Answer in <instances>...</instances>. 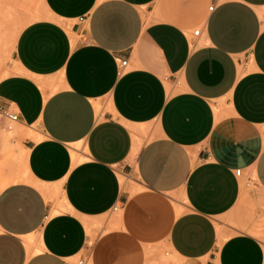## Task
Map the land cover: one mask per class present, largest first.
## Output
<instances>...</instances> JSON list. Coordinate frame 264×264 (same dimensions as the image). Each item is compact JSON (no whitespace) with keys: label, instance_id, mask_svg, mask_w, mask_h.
I'll return each mask as SVG.
<instances>
[{"label":"crops","instance_id":"crops-1","mask_svg":"<svg viewBox=\"0 0 264 264\" xmlns=\"http://www.w3.org/2000/svg\"><path fill=\"white\" fill-rule=\"evenodd\" d=\"M42 3L0 27V264H264V0Z\"/></svg>","mask_w":264,"mask_h":264},{"label":"rangeland","instance_id":"rangeland-1","mask_svg":"<svg viewBox=\"0 0 264 264\" xmlns=\"http://www.w3.org/2000/svg\"><path fill=\"white\" fill-rule=\"evenodd\" d=\"M45 13L47 11L42 0H0V27L2 26L3 31L7 33L9 44H11V39H14L26 24L33 20L45 18L47 15ZM2 116L0 113V190L16 179L30 180L24 167V151L13 145L10 139L18 131V125L13 124V129L9 130L7 128L9 123L7 120L2 123L1 120L4 119ZM121 213L122 207L119 204L104 217V220L112 219L111 221H115ZM100 226L101 223L96 225L98 228ZM156 256L162 261L165 257L172 256V252L169 248H164L158 251ZM73 263L76 264L77 262L73 261Z\"/></svg>","mask_w":264,"mask_h":264},{"label":"built area","instance_id":"built-area-1","mask_svg":"<svg viewBox=\"0 0 264 264\" xmlns=\"http://www.w3.org/2000/svg\"><path fill=\"white\" fill-rule=\"evenodd\" d=\"M211 10L214 9V5H212L210 7ZM200 32H201V29L198 28L196 29L194 32H193V35L194 36H199L200 35ZM128 67V60L125 59V60H122L119 64V68H118V73L119 75L123 74L126 72V69ZM0 113L1 115H3L9 123H16L19 121V116L17 113H11L9 111H4L1 107H0ZM9 129H11V126L9 125ZM237 175H240L241 174V170H237ZM77 264H86V260L85 259H80L78 260V263Z\"/></svg>","mask_w":264,"mask_h":264},{"label":"bare ground","instance_id":"bare-ground-1","mask_svg":"<svg viewBox=\"0 0 264 264\" xmlns=\"http://www.w3.org/2000/svg\"><path fill=\"white\" fill-rule=\"evenodd\" d=\"M47 9V8H46ZM47 14V15H46ZM45 15L46 16H49L48 15V13H45ZM44 15V16H45ZM45 16V17H46ZM16 37H17V35H16ZM16 37H14V41L16 40ZM2 117H4V116H2ZM5 120H7L5 117H4V119L3 120H1L2 121V123H4L3 121H5ZM8 121V120H7ZM9 123V122H8ZM13 124H15V123H9L8 124V126H7V128L9 129V125L11 126V129H9V130H12L13 129ZM38 138H40V136L38 135L37 136ZM27 170V169H26ZM26 173H28V171L26 172ZM122 178H124V177H122ZM24 179V178H23ZM22 179H16V180H14L13 182H18V181H21ZM23 181V180H22ZM28 181V180H27ZM122 181H123V179H122ZM9 184V183H8ZM8 184H6V186L8 185ZM124 185V184H123ZM163 263L164 264H169L170 263V258H168V257H165L164 259H163Z\"/></svg>","mask_w":264,"mask_h":264}]
</instances>
